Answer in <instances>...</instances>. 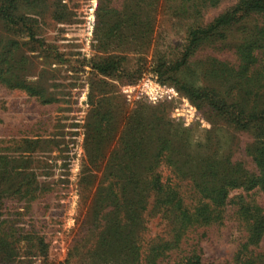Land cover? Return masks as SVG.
<instances>
[{
    "label": "rangeland",
    "instance_id": "374dc122",
    "mask_svg": "<svg viewBox=\"0 0 264 264\" xmlns=\"http://www.w3.org/2000/svg\"><path fill=\"white\" fill-rule=\"evenodd\" d=\"M243 1L11 4L0 264H264V125L234 122L264 110V15L189 47ZM109 60L125 73L92 67Z\"/></svg>",
    "mask_w": 264,
    "mask_h": 264
},
{
    "label": "trees",
    "instance_id": "16d2710c",
    "mask_svg": "<svg viewBox=\"0 0 264 264\" xmlns=\"http://www.w3.org/2000/svg\"><path fill=\"white\" fill-rule=\"evenodd\" d=\"M15 0H9L7 5H2L0 6V17H3L5 20H7L9 23L14 24L16 26H18L19 24H24V20L21 18L18 19H12V16L8 13L10 11L11 8V4L14 2ZM257 13V14H262L264 15V0H244L243 2H241V4L236 8V10L229 15L220 17L218 19L215 20L214 24L210 27H208L207 29L203 30V29H194L190 32V46L192 47L199 39L200 37L209 35L211 33H213V31L219 27V26H225L228 25L230 23H232L237 15L239 13ZM92 67L95 69V71H97V73L101 74V75H112V74H122L125 73V71L123 70V68H121L119 62L117 60H109L106 62H101L98 64H93ZM139 70L136 68V72L134 73H138ZM159 75V72H157ZM16 87V86H15ZM22 87V86H21ZM26 93H28L31 96H36L37 92L30 88L29 86H25L22 87ZM236 121L234 120L235 123H243V126L248 125L251 122H259L261 124L264 125V110L254 113V114H240L238 113L236 116ZM239 117H242L241 121L239 119ZM254 161L256 163V165L258 166V168L263 172L264 170V136H262L260 138V141L258 143V146L255 149L254 152ZM261 226H264V223L261 222ZM4 244L0 243V254L2 253L3 257L6 258V252L4 253L2 248ZM8 255H12L9 254ZM186 264H200L199 261V257L195 256L192 259H190V261Z\"/></svg>",
    "mask_w": 264,
    "mask_h": 264
}]
</instances>
